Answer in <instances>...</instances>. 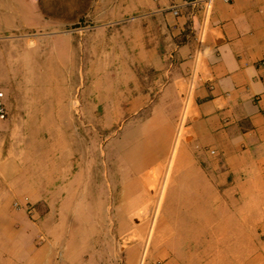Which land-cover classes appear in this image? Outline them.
<instances>
[{"label":"rangeland","instance_id":"obj_1","mask_svg":"<svg viewBox=\"0 0 264 264\" xmlns=\"http://www.w3.org/2000/svg\"><path fill=\"white\" fill-rule=\"evenodd\" d=\"M117 1L38 0L35 28L0 37V44L20 46L24 65L37 64L35 82L23 87L24 107L46 109L33 133L11 138L22 152L18 160L26 163L35 145L59 162L50 190L0 196V220L7 223L0 227V257L23 264L29 242L46 249L47 264H264V174L207 179L181 147L180 123L166 134L169 104L153 99L148 59L139 55L130 26L121 36ZM118 143L125 144L119 159ZM173 152L170 181L171 167L152 162ZM143 170L157 175L149 180L161 186L157 198L139 183ZM168 186L172 207H190L164 208ZM15 203L38 208L37 220Z\"/></svg>","mask_w":264,"mask_h":264},{"label":"crops","instance_id":"obj_2","mask_svg":"<svg viewBox=\"0 0 264 264\" xmlns=\"http://www.w3.org/2000/svg\"><path fill=\"white\" fill-rule=\"evenodd\" d=\"M122 1H117L116 8V18L122 21L121 36L128 33L130 26L133 44L140 56H147L151 69L148 77L153 78L151 83L157 88L152 97L169 104L166 134L172 135L175 125L180 123L181 147L191 150L192 161L207 179L226 182L240 175L246 180L263 178L264 0H213L206 10L200 6L182 7L178 14L173 13L171 5L180 0H127L126 7ZM37 4L38 0H0V37H19L29 27L35 28ZM123 11L133 15L125 17ZM125 19H130V23L124 26ZM19 50L20 46H13L11 41L0 44V90L4 93L7 116L9 110L8 119L6 116L5 121H0L2 197L22 196L27 191L46 192L55 186L59 173L58 159H45L48 149L45 153L43 148L38 150L33 145L32 156L21 163L20 147L11 141L12 137L20 140L24 134L33 133L38 116L46 111L24 107L23 87L35 82L32 76L38 67L24 65ZM130 132L134 135L128 139L134 141L135 128ZM124 146L117 144V159ZM212 149L215 153L210 152ZM160 161L155 157L152 164L169 165V180H173L175 153ZM149 170L139 172L137 178L146 196L157 198L162 189L150 183V177L157 179V175H151ZM116 178L118 186V164ZM88 183L89 192L91 179ZM164 194V208L190 207L186 202L172 207L169 186ZM150 207L151 203L144 208ZM245 223V228L251 230V222ZM6 224L4 219L0 220V227ZM202 227L210 226L205 223ZM45 252L43 246L28 242L21 255L23 264H47ZM32 254H41V259L31 258Z\"/></svg>","mask_w":264,"mask_h":264},{"label":"built area","instance_id":"obj_3","mask_svg":"<svg viewBox=\"0 0 264 264\" xmlns=\"http://www.w3.org/2000/svg\"><path fill=\"white\" fill-rule=\"evenodd\" d=\"M213 0H180V3L172 4L171 9L173 13L178 14L182 7H196L200 6L205 10L208 9ZM7 116V108L4 102V93L0 90V120L5 119ZM211 153H215V150H210ZM15 206L18 209H22L27 216L35 221L38 218V208H35L33 205L28 203H15Z\"/></svg>","mask_w":264,"mask_h":264}]
</instances>
